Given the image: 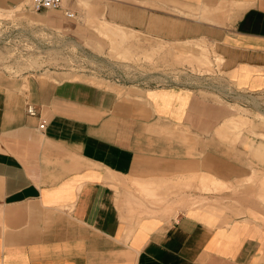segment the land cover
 I'll return each instance as SVG.
<instances>
[{"label": "crops", "instance_id": "obj_1", "mask_svg": "<svg viewBox=\"0 0 264 264\" xmlns=\"http://www.w3.org/2000/svg\"><path fill=\"white\" fill-rule=\"evenodd\" d=\"M63 5L82 18L39 13L76 40H102L85 33L91 18L122 35L205 42L237 91L264 98V0ZM64 68L0 63V264H264V129L238 128L246 120L227 105L253 104Z\"/></svg>", "mask_w": 264, "mask_h": 264}, {"label": "rangeland", "instance_id": "obj_2", "mask_svg": "<svg viewBox=\"0 0 264 264\" xmlns=\"http://www.w3.org/2000/svg\"><path fill=\"white\" fill-rule=\"evenodd\" d=\"M21 8L18 4L0 9V63L8 70L36 75L70 67L71 76L97 82L108 80L124 87L129 85L124 89L188 84L195 89L210 90L226 103H238L241 99L253 104L257 108L255 111L227 103L238 117L246 120L237 125L238 128L264 129V98H246L234 88L226 79L221 57L212 45L199 41L171 43L121 27L129 33L122 35L117 30L103 29L102 24H95L91 18L85 24L88 31H83L93 32V36L102 40L81 41L61 28L49 27L41 13L26 12ZM77 16L82 18L83 15ZM203 48L208 50L209 66H199L195 61L194 55ZM260 133L262 131L257 137L264 140Z\"/></svg>", "mask_w": 264, "mask_h": 264}, {"label": "built area", "instance_id": "obj_3", "mask_svg": "<svg viewBox=\"0 0 264 264\" xmlns=\"http://www.w3.org/2000/svg\"><path fill=\"white\" fill-rule=\"evenodd\" d=\"M22 8L26 12H41L49 9H63L64 15L70 19L77 18V13L69 8H64L63 0H26L21 3ZM28 112L32 115L36 114V110L32 105L28 106ZM44 127V122L40 125Z\"/></svg>", "mask_w": 264, "mask_h": 264}, {"label": "bare ground", "instance_id": "obj_4", "mask_svg": "<svg viewBox=\"0 0 264 264\" xmlns=\"http://www.w3.org/2000/svg\"><path fill=\"white\" fill-rule=\"evenodd\" d=\"M194 58H195V61L197 62V64L199 66H209L210 65L211 61H210V57H209L207 48H203L202 51L198 55H194ZM220 61H221V59H220Z\"/></svg>", "mask_w": 264, "mask_h": 264}]
</instances>
